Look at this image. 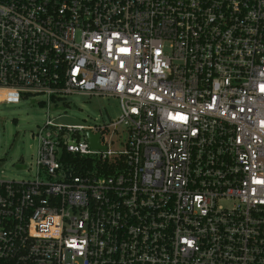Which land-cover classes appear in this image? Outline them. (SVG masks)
Listing matches in <instances>:
<instances>
[{"label":"built area","instance_id":"2783aa9c","mask_svg":"<svg viewBox=\"0 0 264 264\" xmlns=\"http://www.w3.org/2000/svg\"><path fill=\"white\" fill-rule=\"evenodd\" d=\"M73 94L121 114L47 116L0 264H264V0H0V104Z\"/></svg>","mask_w":264,"mask_h":264},{"label":"rangeland","instance_id":"374dc122","mask_svg":"<svg viewBox=\"0 0 264 264\" xmlns=\"http://www.w3.org/2000/svg\"><path fill=\"white\" fill-rule=\"evenodd\" d=\"M37 98L22 99L19 103L0 104V177L8 180H33L37 176V140L34 134L52 116L60 124L88 125L108 123L121 114L120 100L116 97L68 95L66 104L41 106ZM119 132H110L106 139L115 148H121L128 139L125 126Z\"/></svg>","mask_w":264,"mask_h":264},{"label":"water","instance_id":"95a60500","mask_svg":"<svg viewBox=\"0 0 264 264\" xmlns=\"http://www.w3.org/2000/svg\"><path fill=\"white\" fill-rule=\"evenodd\" d=\"M87 136L89 139V143L91 145L92 148L94 149H100V148H104V146H101L100 144V134H92L90 131L87 132Z\"/></svg>","mask_w":264,"mask_h":264}]
</instances>
